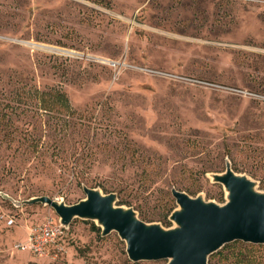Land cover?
I'll return each mask as SVG.
<instances>
[{
    "label": "rangeland",
    "instance_id": "rangeland-1",
    "mask_svg": "<svg viewBox=\"0 0 264 264\" xmlns=\"http://www.w3.org/2000/svg\"><path fill=\"white\" fill-rule=\"evenodd\" d=\"M226 159L264 193V0H0L2 195L69 206L85 185L169 228L171 188L225 202L208 174ZM46 219L0 195V264H165L79 219L37 258L27 233ZM208 261L264 264V246Z\"/></svg>",
    "mask_w": 264,
    "mask_h": 264
},
{
    "label": "water",
    "instance_id": "water-1",
    "mask_svg": "<svg viewBox=\"0 0 264 264\" xmlns=\"http://www.w3.org/2000/svg\"><path fill=\"white\" fill-rule=\"evenodd\" d=\"M225 161L222 173L208 174L212 183L222 187L225 202H206L201 194L193 198L171 188L177 207L169 214L168 220L173 222L169 228L139 220L131 207L116 206V193L104 194L85 185L82 190L86 197L69 206L47 196L19 203L0 195L16 207L26 204L50 207L64 230L72 220L79 219L93 222L102 237L115 232L133 263L208 264V259L228 243L264 246V193L255 188L254 181L236 174L230 161Z\"/></svg>",
    "mask_w": 264,
    "mask_h": 264
},
{
    "label": "built area",
    "instance_id": "built-area-1",
    "mask_svg": "<svg viewBox=\"0 0 264 264\" xmlns=\"http://www.w3.org/2000/svg\"><path fill=\"white\" fill-rule=\"evenodd\" d=\"M12 222L13 220H9L8 225H11ZM64 232L61 225L52 219H46L40 225L31 227L27 233L30 253L37 258L47 256L49 248L56 246L58 241L63 238Z\"/></svg>",
    "mask_w": 264,
    "mask_h": 264
},
{
    "label": "bare ground",
    "instance_id": "bare-ground-1",
    "mask_svg": "<svg viewBox=\"0 0 264 264\" xmlns=\"http://www.w3.org/2000/svg\"><path fill=\"white\" fill-rule=\"evenodd\" d=\"M29 46H31V48H36V49H38V50H42V51H44V52H48V53H50V52H59V50L57 51L56 49H54V48H52V47H46V46H42V45H37L36 43H35V45H32V44H28ZM61 53V52H60ZM56 54V53H55Z\"/></svg>",
    "mask_w": 264,
    "mask_h": 264
},
{
    "label": "trees",
    "instance_id": "trees-1",
    "mask_svg": "<svg viewBox=\"0 0 264 264\" xmlns=\"http://www.w3.org/2000/svg\"><path fill=\"white\" fill-rule=\"evenodd\" d=\"M98 229V228H97ZM100 230V229H99Z\"/></svg>",
    "mask_w": 264,
    "mask_h": 264
}]
</instances>
